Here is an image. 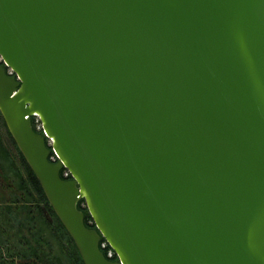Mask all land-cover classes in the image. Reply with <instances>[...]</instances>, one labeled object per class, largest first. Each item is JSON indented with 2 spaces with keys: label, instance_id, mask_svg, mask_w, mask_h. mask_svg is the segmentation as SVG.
I'll return each instance as SVG.
<instances>
[{
  "label": "water",
  "instance_id": "95a60500",
  "mask_svg": "<svg viewBox=\"0 0 264 264\" xmlns=\"http://www.w3.org/2000/svg\"><path fill=\"white\" fill-rule=\"evenodd\" d=\"M0 115L83 264H264V0H0Z\"/></svg>",
  "mask_w": 264,
  "mask_h": 264
},
{
  "label": "trees",
  "instance_id": "16d2710c",
  "mask_svg": "<svg viewBox=\"0 0 264 264\" xmlns=\"http://www.w3.org/2000/svg\"><path fill=\"white\" fill-rule=\"evenodd\" d=\"M31 125L36 133L42 134L41 130H36L34 117L31 118ZM4 138L10 141L13 147L12 150L4 143ZM52 156L53 154L51 153L49 158ZM64 171L66 170L63 169L60 172L61 179L70 180V175L67 177L63 176ZM0 173L9 179L8 188L14 192L12 193V199L15 200L16 193L22 199L24 209L21 212H15V216L19 214L24 215L23 218L22 216L20 217L25 221V224L21 225V228L25 229L27 233L26 237L19 240L21 245L20 250L16 252L13 250V252L8 253L7 259L0 261V264H15L16 258L22 260L23 264H83L71 238L55 216L37 179L7 132L1 115ZM42 208L45 209V214L48 217H45ZM77 209L83 214L84 225L89 229H95L83 200L77 203ZM48 219H51V223L48 222ZM45 224L50 226L51 231L46 229L47 227L45 228ZM53 240L56 241V246ZM102 244H105L104 248H101ZM26 248H30V250H26ZM99 248L107 259L117 261V257L102 238L99 242ZM109 251L112 252L111 258L107 257Z\"/></svg>",
  "mask_w": 264,
  "mask_h": 264
},
{
  "label": "rangeland",
  "instance_id": "374dc122",
  "mask_svg": "<svg viewBox=\"0 0 264 264\" xmlns=\"http://www.w3.org/2000/svg\"><path fill=\"white\" fill-rule=\"evenodd\" d=\"M9 73L11 72L9 71ZM34 123L36 124L37 130L41 128L38 119L34 118ZM8 184L9 179L4 174L0 173V193H3L0 197H3L5 201L11 199L13 195L12 193H14L8 188ZM15 199L20 202L19 205L0 206V261H3V259L6 260L8 253L13 252V250L16 252L21 248V245L16 244L19 241L16 233L18 227L22 230L21 225H24L25 221L20 218L21 216L22 218L24 217L23 214L15 216V212H21L24 209V204L22 203L20 196H18V193H16ZM16 217L20 218V222L16 220ZM49 227V225L45 224V228L51 231ZM53 241L56 246V241ZM26 250H30V248H26ZM108 255L110 256L111 253H108ZM15 264H23V261L16 258Z\"/></svg>",
  "mask_w": 264,
  "mask_h": 264
},
{
  "label": "crops",
  "instance_id": "0c3cea01",
  "mask_svg": "<svg viewBox=\"0 0 264 264\" xmlns=\"http://www.w3.org/2000/svg\"><path fill=\"white\" fill-rule=\"evenodd\" d=\"M3 193H0V195H2ZM8 200V199H7ZM10 200V201H9ZM8 201H5L4 199H3V197H0V206H10V205H14V206H17V205H19V201H17L16 199L14 200V199H9ZM16 220L18 221V222H20V218L19 217H17L16 218ZM22 220V219H21ZM17 238H18V240L20 239V238H23V237H26L27 236V233H26V230L25 229H22V230H20L19 229V227L17 228ZM0 237H1V235H0ZM17 245H20V242H17L16 243Z\"/></svg>",
  "mask_w": 264,
  "mask_h": 264
},
{
  "label": "built area",
  "instance_id": "2783aa9c",
  "mask_svg": "<svg viewBox=\"0 0 264 264\" xmlns=\"http://www.w3.org/2000/svg\"><path fill=\"white\" fill-rule=\"evenodd\" d=\"M38 122H39V120H38ZM39 124H40V122H39ZM35 125H36V124H35ZM40 127H41V125H40ZM36 130H37V129H36ZM38 130H41V128H39ZM53 158H54V159H53ZM49 159H50V161L53 162V163L56 161V158H55L54 155H53L52 157H50ZM68 175H69L68 172H67V171H64L63 176H64V177H67ZM104 247H105V244H102V245H101V248H104ZM108 253H111V255L109 256ZM108 253H107V257H108V258H111V257H112V252L109 251Z\"/></svg>",
  "mask_w": 264,
  "mask_h": 264
},
{
  "label": "flooded vegetation",
  "instance_id": "af4514ba",
  "mask_svg": "<svg viewBox=\"0 0 264 264\" xmlns=\"http://www.w3.org/2000/svg\"><path fill=\"white\" fill-rule=\"evenodd\" d=\"M4 143H6L7 145H8V147H9V149L10 150H12L13 149V147L11 146V144H10V141L7 139V138H4ZM51 223V222H50ZM20 240V239H19ZM19 242V241H18Z\"/></svg>",
  "mask_w": 264,
  "mask_h": 264
}]
</instances>
